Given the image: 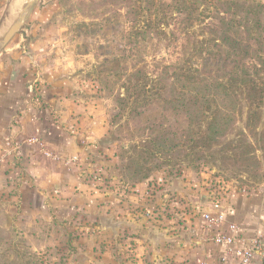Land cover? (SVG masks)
I'll return each instance as SVG.
<instances>
[{
  "label": "rangeland",
  "instance_id": "1",
  "mask_svg": "<svg viewBox=\"0 0 264 264\" xmlns=\"http://www.w3.org/2000/svg\"><path fill=\"white\" fill-rule=\"evenodd\" d=\"M12 1L0 8V24ZM190 1L197 6L192 16L201 21L191 25L187 37L177 23L165 28L175 34L170 48L158 38V18L163 13L184 17L183 0H45L52 14L41 38L46 73L69 81L79 105L105 129L98 159L114 161L120 182L129 187L155 176L178 183L170 200L179 203V217L171 214L179 224L186 204L196 205L204 195L213 193L212 200H218L233 189L252 193L264 187V98L260 102L249 92L252 101L245 100L256 85L264 91V5L260 0ZM22 2L17 0L12 19ZM161 3L173 7L162 12ZM35 11L27 15L23 32ZM221 35H228L230 43L223 44ZM162 58L177 68L218 70L223 82H229L224 73L237 72L230 104L234 113H223V129L209 146L201 140L195 146L192 140L209 135L207 118L201 128L191 127L188 116L161 110L153 66ZM136 70L143 72L137 80L129 76ZM168 133L176 139L161 144V135ZM159 212L149 219L162 221L166 212ZM18 218L16 202L0 185V264H83L72 243L78 231L59 223L30 237L33 229L24 231Z\"/></svg>",
  "mask_w": 264,
  "mask_h": 264
},
{
  "label": "crops",
  "instance_id": "2",
  "mask_svg": "<svg viewBox=\"0 0 264 264\" xmlns=\"http://www.w3.org/2000/svg\"><path fill=\"white\" fill-rule=\"evenodd\" d=\"M9 2L0 0V8ZM44 4L39 1L30 27L0 52V185L17 204V225L33 229L30 237L59 223L78 231L72 243L83 264H221L223 249L206 240L204 213H223L243 240L264 237V187L233 189L218 200L204 195L203 205L186 204L179 224L171 215L179 217V203L170 200L178 183L155 176L129 187L120 182L114 161L98 159L105 129L79 105L69 81L44 70L41 38L52 14ZM34 136L56 160L26 142ZM73 158L77 162H68ZM159 210L166 212L163 220L151 221ZM250 264H264V255Z\"/></svg>",
  "mask_w": 264,
  "mask_h": 264
},
{
  "label": "trees",
  "instance_id": "3",
  "mask_svg": "<svg viewBox=\"0 0 264 264\" xmlns=\"http://www.w3.org/2000/svg\"><path fill=\"white\" fill-rule=\"evenodd\" d=\"M173 1V0H171ZM173 5L161 3L159 9L162 12L165 10L172 9ZM197 6L190 0H183L182 11L184 17L174 18L171 15L164 14L158 18V31L157 35L159 40L163 41L166 48L172 46V38L175 37L174 33H166L165 28L173 27L177 23L180 31H178L183 37H187L188 29L195 22H200L201 20L195 16V11ZM193 15V16H192ZM219 40L223 44L230 43V37L228 35H221ZM198 43H203L198 41ZM231 49L236 48L235 46L230 47ZM229 53H226L228 57ZM154 73L156 75V83L160 88L159 102L161 105V110L164 112H170L180 117L183 115L188 116L189 123L188 126L201 128V125L205 122L207 118V128L209 135L204 139L203 137H198L197 139H192L195 146H198L200 142L209 146L211 143L215 142L217 134L223 129V119H225L224 112L234 113L233 106L230 105L236 97V91H234L233 86L235 82H232L237 78V72L232 69L228 74L224 73V76L229 77V82H223L218 70L212 69H199V68H177L173 67V64L167 59H159L154 63ZM143 72L141 70H136L129 76L135 77L136 80ZM130 86L136 93V86L130 81ZM246 81H242L243 86ZM257 86V85H256ZM247 91L246 101H252L251 92L256 93L255 98L262 102L264 98V91L258 87ZM247 88L243 87V92H246ZM250 92V93H249ZM234 102V101H233ZM249 110L252 108V105ZM207 116V117H205ZM203 118V119H202ZM161 144L168 145L169 142H173L176 139L175 133H168L161 135ZM173 136V139H171ZM145 142V141H144Z\"/></svg>",
  "mask_w": 264,
  "mask_h": 264
},
{
  "label": "built area",
  "instance_id": "4",
  "mask_svg": "<svg viewBox=\"0 0 264 264\" xmlns=\"http://www.w3.org/2000/svg\"><path fill=\"white\" fill-rule=\"evenodd\" d=\"M26 142L38 146L44 157L52 160L57 159L55 154L45 149L43 142L38 137H30L26 139ZM68 162L75 163L77 158L70 159ZM211 206L215 211L220 209L217 201H213ZM202 218L206 240L223 249V255L219 260L221 264H229L228 260L231 258L234 259L232 264H250L256 257L264 255V237L262 235L256 234L243 240L238 235L240 228L228 223L221 212L204 213ZM241 244L244 245L241 246Z\"/></svg>",
  "mask_w": 264,
  "mask_h": 264
},
{
  "label": "water",
  "instance_id": "5",
  "mask_svg": "<svg viewBox=\"0 0 264 264\" xmlns=\"http://www.w3.org/2000/svg\"><path fill=\"white\" fill-rule=\"evenodd\" d=\"M39 1L40 0H23L15 17L8 24L6 29L0 34V52H2V50L10 43L15 35L21 33L22 28L26 23L27 15L33 12L35 5H37ZM2 23L3 21L1 24ZM99 145L102 146V141L99 142ZM205 200V197H201L202 205L204 204Z\"/></svg>",
  "mask_w": 264,
  "mask_h": 264
},
{
  "label": "bare ground",
  "instance_id": "6",
  "mask_svg": "<svg viewBox=\"0 0 264 264\" xmlns=\"http://www.w3.org/2000/svg\"><path fill=\"white\" fill-rule=\"evenodd\" d=\"M16 2H17V0H13V3L9 6V8L6 12L5 18L3 20L2 28L0 29V34L2 33L3 28L8 26V24L12 21V15H13L15 7H16Z\"/></svg>",
  "mask_w": 264,
  "mask_h": 264
}]
</instances>
